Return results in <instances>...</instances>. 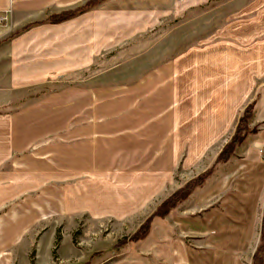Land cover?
Wrapping results in <instances>:
<instances>
[{
  "label": "crops",
  "instance_id": "obj_1",
  "mask_svg": "<svg viewBox=\"0 0 264 264\" xmlns=\"http://www.w3.org/2000/svg\"><path fill=\"white\" fill-rule=\"evenodd\" d=\"M109 1L108 8L103 3L9 37L27 22L84 0H0V13L9 14L8 25L0 24V164L46 139L38 150L52 154L60 168L101 174L124 186L129 178L137 192L122 206L141 207L207 168L255 97L251 123L264 120V0L227 15L131 84L51 87L93 62L100 38L112 35L110 23L116 27L111 43L121 40L116 31L124 34L127 22L132 31L156 28L161 19L180 17L205 0H166L132 11ZM256 134L176 206L177 215L165 216L176 234H167L169 246L155 253L166 257L163 264H251L264 203V138Z\"/></svg>",
  "mask_w": 264,
  "mask_h": 264
},
{
  "label": "rangeland",
  "instance_id": "obj_2",
  "mask_svg": "<svg viewBox=\"0 0 264 264\" xmlns=\"http://www.w3.org/2000/svg\"><path fill=\"white\" fill-rule=\"evenodd\" d=\"M106 1L92 9L103 5L108 8ZM166 2L110 0L108 5L121 4L132 11V6L139 9V5H162ZM249 2L251 0H213L204 7L191 8L180 17H165L157 22L156 28L139 32L132 31L133 27L129 28L128 22H120L126 32L116 31L121 40L114 39L111 43L108 41L114 36L116 27L110 23L108 29L112 35L108 40L100 38L93 62L79 69L78 74L62 76L51 87L87 82L94 87L108 89L113 85L131 84L151 65L195 43L214 25L224 22L227 15L246 7ZM125 14L126 19L132 16ZM8 21L4 25H8ZM1 64H4L3 60ZM85 74L89 80H85ZM262 93L261 103H264V89ZM129 105L127 103L126 107ZM251 116L248 120L250 126L261 124L260 121L251 123ZM255 138L263 141L264 127ZM43 140L46 139L39 142L42 144ZM39 142L0 164V264L164 263L166 257L155 253L160 254L169 246L167 234H176L165 217H155L148 235L142 240L126 242L119 248L116 244L126 241L166 196L159 192L141 207L124 208L123 198L132 197L133 192H137L133 181L126 178L124 186L101 174L60 168L52 154L39 152ZM253 152L257 150L253 149ZM187 177L179 179L180 185L193 176ZM117 208H120V214L115 211ZM173 214H178L177 207L168 213L169 216ZM97 251H102V254H94L89 260Z\"/></svg>",
  "mask_w": 264,
  "mask_h": 264
},
{
  "label": "trees",
  "instance_id": "obj_3",
  "mask_svg": "<svg viewBox=\"0 0 264 264\" xmlns=\"http://www.w3.org/2000/svg\"><path fill=\"white\" fill-rule=\"evenodd\" d=\"M102 1L103 0H85L82 4H79L75 7L62 9L60 11L50 13L43 19L34 20L23 24L19 28L12 31L8 36H15L16 34L26 30L27 28L42 22H60L63 19L70 18L81 12L91 9ZM211 1L213 0H205L199 4L192 6L191 8L204 7ZM256 102L257 99L255 97L250 100L239 112L232 134L230 135L228 140L223 144L222 148L215 156L213 162L207 168H205L195 176L189 178L182 185L175 188L171 193H169L165 197V199H163L162 202L159 203L156 208L128 236V239L126 241L124 240L116 244L117 248L125 246L126 242H137L145 238L150 231L152 221L155 217H165L173 208H175L179 204V202L186 199L197 186L202 185L212 174L216 165L220 162L227 160L233 154L236 147L243 141V139L248 134L256 133L259 131V126L263 124V120L259 122V124L261 123L260 125L257 124L255 126H250L248 124V120L253 113ZM94 254H102V251H97L93 253V255L89 257V260L93 258ZM251 264H264V203L262 206L259 240L251 256Z\"/></svg>",
  "mask_w": 264,
  "mask_h": 264
},
{
  "label": "built area",
  "instance_id": "obj_4",
  "mask_svg": "<svg viewBox=\"0 0 264 264\" xmlns=\"http://www.w3.org/2000/svg\"><path fill=\"white\" fill-rule=\"evenodd\" d=\"M9 19V14L7 12L0 13V24H6ZM260 152L264 157V145H259Z\"/></svg>",
  "mask_w": 264,
  "mask_h": 264
}]
</instances>
